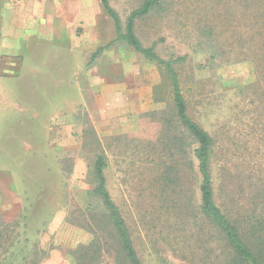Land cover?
Listing matches in <instances>:
<instances>
[{"label": "rangeland", "instance_id": "374dc122", "mask_svg": "<svg viewBox=\"0 0 264 264\" xmlns=\"http://www.w3.org/2000/svg\"><path fill=\"white\" fill-rule=\"evenodd\" d=\"M144 1L109 0L123 27ZM30 2L0 0V264H75L73 251L94 239L103 245L97 264H122L111 228L98 230L92 218L106 212L90 194L89 171L99 154L142 264H220L217 232L192 212L200 202L192 138L175 118L164 70L125 41L93 56L116 37L100 0L73 2L96 9L98 37L85 38L79 28L80 42L64 36L62 43L30 26ZM250 3L163 0L135 22L145 46L155 44L164 58L186 56L175 67L190 115L215 140L218 203H244L264 185V66L242 49L241 38L250 34L239 37ZM96 59L109 62L112 79L128 71L136 80L159 81L151 106L130 126L116 129L77 109ZM17 192L22 201L12 200Z\"/></svg>", "mask_w": 264, "mask_h": 264}, {"label": "trees", "instance_id": "16d2710c", "mask_svg": "<svg viewBox=\"0 0 264 264\" xmlns=\"http://www.w3.org/2000/svg\"><path fill=\"white\" fill-rule=\"evenodd\" d=\"M100 1L114 20L116 37L106 45L100 46L93 56L114 43L125 41L135 51L156 62L171 81L175 118L192 138L189 144L191 147L189 151L191 169L193 176L199 179L200 202L198 206H192V212L198 210L201 218L206 220L217 232L223 248L220 264H264V185L262 188L258 187L255 196L252 199L248 198L244 203H218L217 188L220 189L223 185L220 183L217 187L216 179L218 177L216 178L213 172L215 140L211 133L190 115L179 73L175 67V64L185 60L186 56L164 58L158 54L155 44L145 46L136 34L135 22L137 18L147 15L163 0H145L128 16L125 27H123L119 13L110 5L109 0ZM249 11L250 16L247 24L242 22L243 26L240 27L239 37H242L240 36L243 34L242 30L250 34L249 39L241 38V41L246 42V46H243L242 49H248L252 59L262 61L261 64L264 66V0H251ZM242 12L244 13V11ZM241 17L243 14L239 18ZM244 17L248 18V15L246 14ZM261 71L262 78H264V69ZM175 141L174 143L179 146L180 142ZM106 167L107 161L103 154L97 155L90 167V178L94 183L90 194L101 199L107 212L101 216L92 214V218L98 230L108 232V228H111L110 236L115 241L114 243L120 245L119 254L123 258L122 264L123 262L125 264H142L125 219L107 187ZM168 177V174L164 172L165 182ZM240 205L241 207H239ZM93 228L96 234L97 229ZM102 252V243L95 239L88 244H81L73 251L75 264H97Z\"/></svg>", "mask_w": 264, "mask_h": 264}, {"label": "crops", "instance_id": "0c3cea01", "mask_svg": "<svg viewBox=\"0 0 264 264\" xmlns=\"http://www.w3.org/2000/svg\"><path fill=\"white\" fill-rule=\"evenodd\" d=\"M28 1H31L27 5L30 12L26 13L25 17L31 23L30 26L44 34V37L52 35L54 39H57L55 41L62 43L69 40L64 36H71L80 42L81 36L76 32L79 28L84 31L85 38L95 40L98 37L96 36L95 8L93 11L78 8L73 5V2L77 0L70 1L69 6L65 0ZM107 64L109 62L106 63L101 59L92 62L88 70L87 81L83 84L87 88V95L77 109L86 107L93 119L116 129L130 126L135 116L146 112L151 106L154 85L159 81H154L151 76L136 80L135 77L127 74L128 71L124 78L112 79L109 75L111 70H106ZM147 71L148 69H145L144 72ZM12 200L22 201L21 194L17 192L12 196Z\"/></svg>", "mask_w": 264, "mask_h": 264}, {"label": "built area", "instance_id": "2783aa9c", "mask_svg": "<svg viewBox=\"0 0 264 264\" xmlns=\"http://www.w3.org/2000/svg\"><path fill=\"white\" fill-rule=\"evenodd\" d=\"M21 1H26V0H21Z\"/></svg>", "mask_w": 264, "mask_h": 264}]
</instances>
